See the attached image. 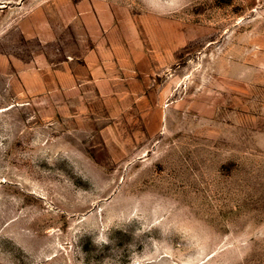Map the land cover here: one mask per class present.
Returning a JSON list of instances; mask_svg holds the SVG:
<instances>
[{
	"label": "rangeland",
	"instance_id": "374dc122",
	"mask_svg": "<svg viewBox=\"0 0 264 264\" xmlns=\"http://www.w3.org/2000/svg\"><path fill=\"white\" fill-rule=\"evenodd\" d=\"M154 7L0 0V264H264V0Z\"/></svg>",
	"mask_w": 264,
	"mask_h": 264
},
{
	"label": "crops",
	"instance_id": "0c3cea01",
	"mask_svg": "<svg viewBox=\"0 0 264 264\" xmlns=\"http://www.w3.org/2000/svg\"><path fill=\"white\" fill-rule=\"evenodd\" d=\"M109 53H111L110 49L106 50V48L103 49L99 46L95 47L89 50L88 54L82 59L80 66L76 65L81 68L80 70L88 74V81L94 83L102 95L112 82V72L115 66ZM72 66L75 65L68 62L64 69L60 70L58 73L60 80H63L62 82L64 85L62 84V87H64L63 89L66 93L80 87L78 76L75 75Z\"/></svg>",
	"mask_w": 264,
	"mask_h": 264
},
{
	"label": "clouds",
	"instance_id": "9594fccd",
	"mask_svg": "<svg viewBox=\"0 0 264 264\" xmlns=\"http://www.w3.org/2000/svg\"><path fill=\"white\" fill-rule=\"evenodd\" d=\"M144 4L147 8H149V10L154 11L156 14H160L159 11L154 7L155 0H144ZM167 4L169 7L164 14L175 15L189 7L190 0H167Z\"/></svg>",
	"mask_w": 264,
	"mask_h": 264
}]
</instances>
